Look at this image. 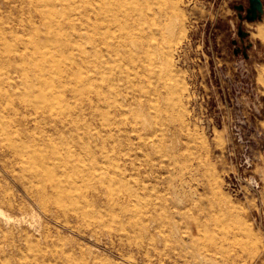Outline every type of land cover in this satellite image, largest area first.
Returning a JSON list of instances; mask_svg holds the SVG:
<instances>
[{
  "label": "rangeland",
  "instance_id": "374dc122",
  "mask_svg": "<svg viewBox=\"0 0 264 264\" xmlns=\"http://www.w3.org/2000/svg\"><path fill=\"white\" fill-rule=\"evenodd\" d=\"M169 2L173 39L153 53L151 83L123 60L121 14L110 12L116 29L97 47L85 18L76 20L81 37L63 24L75 43L59 58L79 67L62 73L72 81L63 80L71 119L60 121L61 137L101 167L105 188L88 227L54 205L40 210L0 161V264H264V0ZM0 14L4 26L18 15L4 0ZM137 44L127 47L139 53ZM128 191L157 212L153 222L134 219L141 246L91 235L118 212L111 194Z\"/></svg>",
  "mask_w": 264,
  "mask_h": 264
},
{
  "label": "bare ground",
  "instance_id": "6f19581e",
  "mask_svg": "<svg viewBox=\"0 0 264 264\" xmlns=\"http://www.w3.org/2000/svg\"><path fill=\"white\" fill-rule=\"evenodd\" d=\"M4 1L10 11L15 10L18 15L4 26L5 17L0 14V161L6 168V175L20 181L27 198L35 199L40 210L48 211L50 205H54V209L62 210L65 216L71 213L90 227L96 219L99 196L106 181L94 159H83L79 152L70 148V142L61 137L60 121L64 117L71 119L68 108L60 106L61 93L65 89L63 80L72 81L69 74L65 79L62 73H70L72 67H79V64L59 58L73 49L72 42L75 43L70 35L60 30L65 24L71 27V35L76 33L81 37L76 20L85 18V27L96 36L95 47L98 42L106 45L108 34L116 29L110 21V12L121 14L123 60L128 57L135 62V76L140 84L142 80L151 83L156 71L147 66L153 67L152 55L159 50L160 41L170 44L173 39L168 29L167 9L176 6L169 0H78L81 5H75V0ZM128 40L138 43L139 53L127 47ZM96 51L94 49V54ZM84 52L85 49L78 45L76 55L81 61H85ZM93 65L95 71L98 67ZM157 80L166 98L164 78L157 75ZM139 87L142 89L141 85ZM113 107L116 110L122 107L117 97ZM75 198L82 199L80 205L67 210L62 208L73 203ZM109 199L110 212H118L111 215L112 218L99 221L100 229L94 228L91 235L99 233L112 244L118 241L122 245L140 247L139 237L131 235L138 227L134 219L142 214L153 222L157 217L156 209L148 200L136 198L131 191L115 194V197L112 193ZM174 209L177 213L183 212L180 207ZM119 215L125 216L123 218L134 226L129 227ZM113 218L117 224H113ZM141 226L143 228V224Z\"/></svg>",
  "mask_w": 264,
  "mask_h": 264
}]
</instances>
